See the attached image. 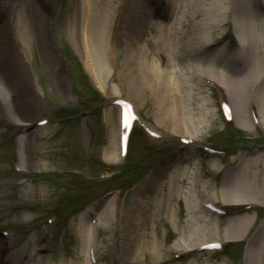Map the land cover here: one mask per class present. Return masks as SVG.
I'll use <instances>...</instances> for the list:
<instances>
[{
    "label": "rangeland",
    "instance_id": "rangeland-1",
    "mask_svg": "<svg viewBox=\"0 0 264 264\" xmlns=\"http://www.w3.org/2000/svg\"><path fill=\"white\" fill-rule=\"evenodd\" d=\"M107 2L111 28L106 75L92 76V63L85 57L88 55L79 36L73 42L69 32L73 19L77 18V34L84 27L81 0H0V44L4 39L9 55L20 54L17 73L23 69L21 75L27 76L37 91L36 100L23 111L24 117H18L26 130L21 137L29 135L23 143L17 138L20 132L14 122L4 121L0 111V264H151L153 242L161 254L160 264H248L250 248L257 252L264 240V130L253 128L246 107L253 103L260 114L257 96L264 91V78L251 80L242 88V107L249 125L243 130L223 125L220 101L228 100L233 106L230 90L225 86L224 94L213 88L220 83L218 77L197 76L192 87L179 90L190 93L182 97L186 114L172 134L168 125L156 123L150 93L130 88L129 81L119 75L122 59L129 55V16H141L148 10L154 18H161L159 10L165 11V1ZM171 2L179 15L188 12V0ZM238 2L227 0L230 16L220 18L219 29L210 36L214 44L211 52L225 61L228 75L236 79L244 77L249 67L244 56H238L233 35L232 14ZM243 3L262 13L264 20V0ZM144 7L148 9L143 11ZM33 8L40 13L39 19ZM17 13L28 30L27 51L21 49L16 35ZM158 26L154 23L151 29H143L144 38L131 52L132 61L135 57L143 60V50L160 69L166 67L164 54L151 41ZM170 26L176 38L189 40L184 27L171 23L166 28ZM258 33L264 36L263 31ZM43 36L50 43L47 61L40 53ZM256 49L264 74V42ZM197 86L200 90L196 93L193 88ZM114 98L128 101L138 124L152 129L156 136H149L136 124L125 161L118 151L121 111L112 104ZM234 116L238 121L236 112ZM70 117L72 120H67ZM43 120L47 123L39 125ZM204 146L226 154H207ZM187 164L202 172L201 181L192 188L179 183L174 174L178 166ZM170 179L174 189L168 190ZM234 179L263 189L256 199L259 209L225 216L210 213L206 202L227 210L242 206L221 201L222 189L229 188ZM185 199L191 203L190 210ZM81 219L86 224L81 227L85 243L95 240L96 259L92 263L78 235ZM240 219H248L249 225L236 247L222 253L195 250L202 242L226 241L229 223ZM130 222L135 230L130 229ZM32 238L36 251L29 247ZM193 243L196 246L191 252L183 250ZM177 255L183 257L174 259Z\"/></svg>",
    "mask_w": 264,
    "mask_h": 264
},
{
    "label": "bare ground",
    "instance_id": "bare-ground-1",
    "mask_svg": "<svg viewBox=\"0 0 264 264\" xmlns=\"http://www.w3.org/2000/svg\"><path fill=\"white\" fill-rule=\"evenodd\" d=\"M164 1L165 11L162 12L159 10L161 18H154L148 10L145 12L146 14H141V16H136L134 18L133 16H129V33L131 32L129 34L130 44L127 48L129 55L122 59L121 70L119 72L120 77L129 81L130 88L132 87L140 93H150L156 108L154 113L156 123L158 126L168 125L167 127L171 130L172 134L177 130V124L181 121L183 115L186 114V112L184 113V99L182 97H184V95L188 97L190 93L189 90H187L186 93L182 90L181 92L184 93H182V95L181 92H179L180 88H188L184 86L192 87L191 83H193V80L197 76L206 75L215 79L218 77V80H220L219 84L224 87L226 86L230 90L233 98L234 110L238 119L237 125L240 129L248 130L249 125L244 115L241 93L242 88H247L251 80L260 81L264 78V74L260 69L259 60L256 57L257 44L262 41L264 42V36L258 33L259 31H263L264 33V20L261 19L263 16L253 12L251 10V5H245L243 0H239L235 6L234 14H232V21L235 23L233 35L238 43L237 53L239 57L243 55L244 62L249 65V67L246 68L247 72L244 77L236 79L229 76L231 73L226 68L225 61H221L216 56L215 52L214 54L211 52V48H213L214 44L211 43L210 36L219 29V19L230 16V12L228 13L225 7L228 4L227 0H210V2L207 3L203 0H188V12L184 16L179 15L180 12L177 11L178 8L174 7L171 0ZM108 5L109 3L107 0H81L80 11L81 17H83L84 20V27L80 29L78 34L76 33V18L73 19L71 22L72 24H70L71 30L68 29L70 30V37L73 42H76L75 38L79 36L80 43H82L86 55H88L85 57L92 63V68L90 67L92 76L97 74L106 75L105 55L108 49L110 51L108 47V35L111 28V21L108 17ZM144 8L143 11L148 9L147 7ZM152 11L154 12V10ZM159 13H156V16L159 15ZM35 14L38 19L41 17L40 13L36 11ZM154 23H158L159 26L156 29L157 34L151 38V41L155 48L161 51L166 58V67L164 69H160L153 57L143 50L140 51L143 60L139 61L138 58L135 57L136 59L132 61L130 58L131 52L135 50L136 46L139 45L144 38L143 29H151ZM171 23L184 27L185 37L189 40L176 38L172 26L166 28V25ZM257 26L259 27L256 29ZM15 31L21 49L27 51L29 49L28 30L24 24L23 18L18 13L16 14ZM6 44L4 39L0 44V107L3 111L4 121L14 122L18 132H20L17 138L23 143L29 135H27L26 138L21 137L26 130L20 118L24 117L25 113L23 111L29 109L28 106L31 105L33 99L36 100L37 91L27 76L21 75L23 69L20 70V74L17 73L16 67L19 66L21 62L20 54L12 53L9 55L11 52L9 48H5ZM39 46L43 60L47 61L50 58V52H48L50 43L46 36H43V40L40 41ZM176 65L178 67H176ZM95 69H97L96 72ZM177 71H180V74L185 77L184 79L186 81L181 78V75L178 74ZM135 80H137V82ZM193 90L197 93L200 87L197 86L195 89L193 88ZM250 91H252V89H249V92ZM263 92L262 90L258 92L257 102L260 111L259 124L264 130ZM174 174L177 176L179 183L184 182L191 188L195 187L201 181L199 168L194 164L178 166ZM169 182H171V179L168 183ZM228 187L229 188L226 190L222 189L221 201L224 204L234 203L237 206L257 203L256 199L261 197L263 190L261 188H254V186L249 185V182L246 181L239 184L235 179L229 182ZM166 188L168 190L174 189L170 183ZM172 196H176V193H172ZM244 201L245 203H243ZM184 202L188 210H190L191 203L189 199H185ZM130 223H132L130 229L132 228L135 230L134 222ZM85 225L84 220L81 219L78 235L83 244V248H85L88 254H91L90 251L92 249L95 251V241L89 239L85 243V237L82 231L83 228H81ZM248 225V219L230 222L229 229L225 233L227 237L226 240L235 241L241 239ZM34 242V238L29 241V247L32 251H36ZM208 243L214 242L207 241L206 243L202 242L200 244L205 245ZM186 246H184V251L193 250L196 245L193 243L190 245L187 244ZM5 251H7V246H5ZM20 252H22L21 255H24L23 250ZM150 255L151 264L161 262V254H159L154 242L151 246ZM263 260L264 240L259 245L257 252L255 251V247L252 246L250 248L247 262L248 264H262L261 261Z\"/></svg>",
    "mask_w": 264,
    "mask_h": 264
}]
</instances>
